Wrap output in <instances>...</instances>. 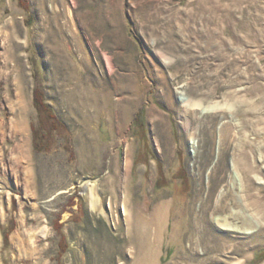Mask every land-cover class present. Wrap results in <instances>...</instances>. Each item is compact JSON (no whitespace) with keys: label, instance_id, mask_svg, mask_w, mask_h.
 Instances as JSON below:
<instances>
[{"label":"rangeland","instance_id":"1","mask_svg":"<svg viewBox=\"0 0 264 264\" xmlns=\"http://www.w3.org/2000/svg\"><path fill=\"white\" fill-rule=\"evenodd\" d=\"M0 264H264V0H0Z\"/></svg>","mask_w":264,"mask_h":264},{"label":"bare ground","instance_id":"2","mask_svg":"<svg viewBox=\"0 0 264 264\" xmlns=\"http://www.w3.org/2000/svg\"><path fill=\"white\" fill-rule=\"evenodd\" d=\"M110 58L111 57H107L106 59H107V64H108L109 68H112L113 67V62H112V59H110ZM183 102H184V105H191V103H190L188 98H185L183 100ZM193 105H196V104H193ZM207 107H209V109L214 111V112L223 109L219 105L213 106L212 104L211 105H207L205 108H207ZM157 147H158V149H160V145L159 144H157ZM83 185H84L83 194H84V196L86 198V201L88 203V207L91 210L97 211V212H99V214L104 215L107 218H109L108 215H106L107 213H106V211L104 210V208L102 206L101 194H100L99 188H97L98 185L96 183V180H91V182H90V180L85 179V183ZM203 202L204 201H202V203ZM219 207L220 206L216 205V209L219 208ZM201 212L202 213L206 212V208H203L201 210ZM238 217H240L241 220L243 221V223H241L240 225H238L236 222L234 223V222L230 221V219H237ZM215 219H216V223L219 226V228H221L223 230L233 231V232H236V233H242L243 232V234L252 232L251 231L252 228L249 226L252 223V219H250V216L248 214H246V212L244 210L242 212L239 211L238 213L236 211L232 210L229 214H226V215H223V216L219 215ZM248 223H250V224L248 225ZM203 228H204V226H201L200 230H198V232L202 233L203 230H205Z\"/></svg>","mask_w":264,"mask_h":264},{"label":"trees","instance_id":"3","mask_svg":"<svg viewBox=\"0 0 264 264\" xmlns=\"http://www.w3.org/2000/svg\"><path fill=\"white\" fill-rule=\"evenodd\" d=\"M42 92L38 89L34 90V105L39 117L38 126H32L33 143L36 151L42 152L50 149L51 138L49 132L58 130L63 127L56 114L51 107L44 101Z\"/></svg>","mask_w":264,"mask_h":264}]
</instances>
